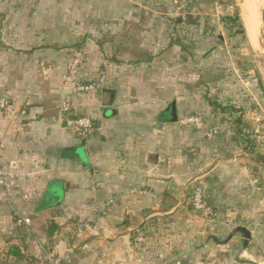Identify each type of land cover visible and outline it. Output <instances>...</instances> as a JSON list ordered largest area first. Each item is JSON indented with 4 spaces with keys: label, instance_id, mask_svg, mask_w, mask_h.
Segmentation results:
<instances>
[{
    "label": "crops",
    "instance_id": "crops-1",
    "mask_svg": "<svg viewBox=\"0 0 264 264\" xmlns=\"http://www.w3.org/2000/svg\"><path fill=\"white\" fill-rule=\"evenodd\" d=\"M233 14L230 0L178 15L169 0H0V165L17 177L0 191V264H264V131L211 104L236 81L213 76L237 69ZM75 57L91 92L63 81ZM64 101L90 133L65 128Z\"/></svg>",
    "mask_w": 264,
    "mask_h": 264
},
{
    "label": "rangeland",
    "instance_id": "rangeland-1",
    "mask_svg": "<svg viewBox=\"0 0 264 264\" xmlns=\"http://www.w3.org/2000/svg\"><path fill=\"white\" fill-rule=\"evenodd\" d=\"M230 1L232 3V11L234 13L233 22L235 23L238 31L236 38L237 40L233 41V49L238 50V56L234 58V65L237 69L235 72L233 70L231 71L228 69H224L220 72V74L217 75V73H215L213 76H215V79H217L218 82L220 81V79H235L239 82H241V79L242 82L248 79L252 80L255 83V88L257 89L256 91L259 93L257 94L258 96L256 101L254 99L252 100V96H249L246 90L247 88L249 89V86H247L246 83H244L243 85L242 83H236V81L232 82L230 80V84H227L226 86L221 84L218 86V90L223 93L220 94L221 97L218 99L219 103L217 102L216 104L221 108L226 109L225 111L227 112L240 113L239 115L244 116L243 118L248 119L249 122L251 121L252 115L258 116L259 121L255 123L257 127H253L251 125L250 129H253V131L257 129L258 132L255 135L261 136L260 132L264 131V52L258 47L259 18L256 42H254V39H251L247 33V28L242 17L240 0ZM235 16H237V20L235 19ZM224 71H231V74L225 76ZM224 89L231 90L226 91ZM225 93L228 94V97ZM236 95L238 97H236ZM209 101L211 102L212 100L209 99ZM212 103L214 102L212 101ZM198 117L201 118L206 128L212 129L206 125L204 119L201 116ZM217 135L218 130L215 136ZM197 213L202 214L200 212ZM179 262L180 264L182 263V261ZM173 263L174 261L171 264Z\"/></svg>",
    "mask_w": 264,
    "mask_h": 264
},
{
    "label": "built area",
    "instance_id": "built-area-1",
    "mask_svg": "<svg viewBox=\"0 0 264 264\" xmlns=\"http://www.w3.org/2000/svg\"><path fill=\"white\" fill-rule=\"evenodd\" d=\"M172 4L174 12L178 15L181 11V2L183 0H169ZM80 59L75 57L72 59L68 66L67 75L64 77V83H69L73 85V90L78 93L91 92L94 90L93 85L74 83V75L78 72L80 67ZM42 67H45V64H41ZM12 106V101L8 97H0V113L7 111ZM59 111L62 114L64 126L67 130L79 135L84 136L90 133L93 129L92 122L89 118L84 116H75L72 114V108L68 102H62L59 106ZM25 112L22 110L20 115H24ZM180 126L190 127L194 130H203L205 133L206 139H211L217 134L216 129H207L201 120L200 117L189 115L185 116L180 120ZM16 175L11 172L6 171L0 165V191L6 192L11 188L12 183L16 180ZM189 206L194 212L205 213L208 211L206 204L203 200V190L201 185H195L191 191ZM17 225H28L29 219L19 218L16 221ZM142 241V239H138ZM174 264H180V262H175Z\"/></svg>",
    "mask_w": 264,
    "mask_h": 264
},
{
    "label": "bare ground",
    "instance_id": "bare-ground-1",
    "mask_svg": "<svg viewBox=\"0 0 264 264\" xmlns=\"http://www.w3.org/2000/svg\"><path fill=\"white\" fill-rule=\"evenodd\" d=\"M261 0H240L242 17L247 28V33L256 42L258 18L260 19Z\"/></svg>",
    "mask_w": 264,
    "mask_h": 264
},
{
    "label": "water",
    "instance_id": "water-1",
    "mask_svg": "<svg viewBox=\"0 0 264 264\" xmlns=\"http://www.w3.org/2000/svg\"><path fill=\"white\" fill-rule=\"evenodd\" d=\"M259 15H260V19H259V37H258L259 46L258 47L260 48V50H262L264 52V0H261ZM101 91L105 92V93L111 92L110 90H106V89L101 90ZM234 235H241L245 239L249 238L248 231H246L244 228H241V227L235 228L231 232L230 237H232Z\"/></svg>",
    "mask_w": 264,
    "mask_h": 264
},
{
    "label": "trees",
    "instance_id": "trees-1",
    "mask_svg": "<svg viewBox=\"0 0 264 264\" xmlns=\"http://www.w3.org/2000/svg\"><path fill=\"white\" fill-rule=\"evenodd\" d=\"M235 19L237 20V16H235ZM212 105H213L214 107L218 108L220 111L225 112V110H226V109H224V108H221V107H220L219 105H217L216 103H212ZM257 159H258V161L264 163V157L257 156ZM13 252H14V255H17V254L15 253V250H14V249H12V251H10V253H13Z\"/></svg>",
    "mask_w": 264,
    "mask_h": 264
}]
</instances>
